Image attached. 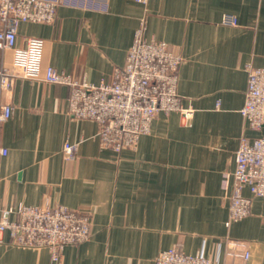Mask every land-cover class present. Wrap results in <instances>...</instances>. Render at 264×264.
Returning <instances> with one entry per match:
<instances>
[{"label": "crops", "instance_id": "0c3cea01", "mask_svg": "<svg viewBox=\"0 0 264 264\" xmlns=\"http://www.w3.org/2000/svg\"><path fill=\"white\" fill-rule=\"evenodd\" d=\"M224 15L235 26L223 25ZM141 23L146 40L181 57L177 93L190 118L159 113L135 150L115 153L100 147L97 123L70 119L67 87L17 78L11 93L0 91V106L12 107L0 124V208L89 213L88 240L65 247L56 264H154L170 248L244 264L228 254L230 243L245 246L248 264H264V198L245 188L250 213L227 226L221 189L241 139L264 136L239 112L246 67L264 64V0H66L52 23H20L15 47L40 39L42 67L79 83H109ZM12 60V50H0V67ZM65 142L77 145L71 160ZM0 238V264H53L47 249L13 246L7 232Z\"/></svg>", "mask_w": 264, "mask_h": 264}, {"label": "built area", "instance_id": "2783aa9c", "mask_svg": "<svg viewBox=\"0 0 264 264\" xmlns=\"http://www.w3.org/2000/svg\"><path fill=\"white\" fill-rule=\"evenodd\" d=\"M66 0H0V50L13 51L9 67H0V91L9 94L15 79L41 80L65 86L69 90L68 116L72 120H87L99 126L98 140L102 149L115 153L135 150L141 136L150 131L157 114L179 113L185 119L191 111L183 109L177 93V73L181 57L165 42L146 40L143 23L135 30L133 43L122 68H115L109 83L98 85L79 83L53 67H42L43 41L27 39L24 47L16 48V29L20 23H45L55 20L57 7ZM146 5L148 0H134ZM222 24L235 26L233 16L224 15ZM247 88L240 115L253 131L264 129V64L248 65ZM12 112L9 104L0 106V124ZM77 145L65 142L62 155L73 159ZM5 155L6 150L0 149ZM264 198V136L242 138L235 152L234 169L223 172L221 189L229 199L226 225L237 222L250 213L251 200L243 195ZM13 215L14 219L10 216ZM91 215L65 206L17 205L0 208V237L8 233L13 246L47 249L53 264L59 262L65 247L78 245L90 236ZM1 242V238H0ZM229 255L248 264L250 253L241 243H230ZM154 264H215L202 253L185 254L170 248L158 253Z\"/></svg>", "mask_w": 264, "mask_h": 264}]
</instances>
